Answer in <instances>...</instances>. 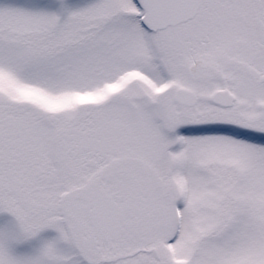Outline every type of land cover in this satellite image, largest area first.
I'll use <instances>...</instances> for the list:
<instances>
[{
    "label": "snow or ice",
    "instance_id": "1",
    "mask_svg": "<svg viewBox=\"0 0 264 264\" xmlns=\"http://www.w3.org/2000/svg\"><path fill=\"white\" fill-rule=\"evenodd\" d=\"M0 264H264V0H0Z\"/></svg>",
    "mask_w": 264,
    "mask_h": 264
}]
</instances>
